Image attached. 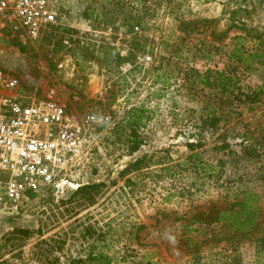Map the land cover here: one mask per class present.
I'll use <instances>...</instances> for the list:
<instances>
[{"label": "rangeland", "instance_id": "1", "mask_svg": "<svg viewBox=\"0 0 264 264\" xmlns=\"http://www.w3.org/2000/svg\"><path fill=\"white\" fill-rule=\"evenodd\" d=\"M61 6L58 26L35 43L22 45L0 27V67L18 77L23 95L52 98L82 114L118 121L132 107L145 108L139 154L153 157L121 175L138 153L128 155L112 143V127L101 128V150L80 180L105 184L96 203L71 202L70 187L33 197L18 214L0 210V264H69L89 251L109 255L110 264H264V95L241 103L201 82L212 69L234 71L244 93L261 84L264 66L247 70L230 54L237 36L246 52L264 45L254 37L264 38V0H63ZM214 109L217 128H203ZM199 138L200 159L191 160L187 144ZM245 140L257 146L250 154L241 148ZM245 190L260 195L253 231L195 223L187 233L193 214L232 203Z\"/></svg>", "mask_w": 264, "mask_h": 264}, {"label": "built area", "instance_id": "2", "mask_svg": "<svg viewBox=\"0 0 264 264\" xmlns=\"http://www.w3.org/2000/svg\"><path fill=\"white\" fill-rule=\"evenodd\" d=\"M62 16L58 0H0V27L22 45L39 41ZM19 86L0 67V210L11 214L20 213L30 194L84 184L82 173L101 150V128L115 124L110 114H82L52 98L25 96Z\"/></svg>", "mask_w": 264, "mask_h": 264}, {"label": "trees", "instance_id": "3", "mask_svg": "<svg viewBox=\"0 0 264 264\" xmlns=\"http://www.w3.org/2000/svg\"><path fill=\"white\" fill-rule=\"evenodd\" d=\"M254 37H258L259 43L264 44L262 34H256ZM237 39L239 44H235L230 57L238 63L243 64L247 70H253L255 64L263 67L264 45L260 49L246 52L240 44L243 37L237 36ZM201 82L205 86L215 89L221 98L229 95V98L232 97L241 103L254 104L260 102L262 100L261 97L264 95V76L257 89L247 93L242 92L239 88V78L235 75L234 71L207 69L201 76ZM236 91L237 94H235ZM146 112L147 110L145 108L132 107L123 114L120 120L115 121L114 126L111 128V134L115 137L112 143L124 145V150L128 155L138 153L136 158L130 161L126 168L120 172L123 176L129 171L147 167L152 161V155L148 153L139 154L145 143L141 129L145 126L144 119L147 118ZM220 120L221 116H218L214 109L206 117L203 128L216 129ZM202 142L201 138L197 142H188L187 145L191 152L189 159H195L197 161L200 159L197 148L203 144ZM228 147L229 144L225 143L221 146V149H227ZM256 147V144H253L251 141L245 140L241 142V148L245 150L246 154H250L248 149ZM126 183L129 184L130 180H126ZM104 186L105 184L103 182L82 184L72 191L70 201L83 206L94 205ZM30 196L34 197L35 194H30ZM259 198L260 195L258 193L245 190L242 192L240 198L232 203H227L226 205L212 203L204 210L201 209L193 214L191 220H189L190 223L185 225L187 227V233L196 231V228L190 225L195 223L207 225L223 223L241 232L253 231L257 224H259V216L261 214ZM18 231L28 234L26 230ZM111 261L112 258L103 252L95 253L94 251H89L85 257L73 258L69 264H110Z\"/></svg>", "mask_w": 264, "mask_h": 264}, {"label": "crops", "instance_id": "4", "mask_svg": "<svg viewBox=\"0 0 264 264\" xmlns=\"http://www.w3.org/2000/svg\"><path fill=\"white\" fill-rule=\"evenodd\" d=\"M58 2H59L60 4H62V3H63V0H58Z\"/></svg>", "mask_w": 264, "mask_h": 264}]
</instances>
